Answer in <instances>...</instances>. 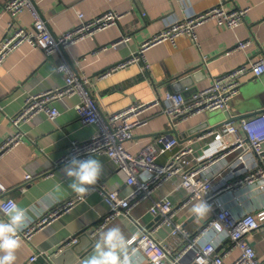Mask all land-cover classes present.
Returning a JSON list of instances; mask_svg holds the SVG:
<instances>
[{"label": "crops", "instance_id": "crops-1", "mask_svg": "<svg viewBox=\"0 0 264 264\" xmlns=\"http://www.w3.org/2000/svg\"><path fill=\"white\" fill-rule=\"evenodd\" d=\"M8 0H0V41L20 26L31 30L33 18L29 11L23 12L16 21L4 10ZM39 9L50 30L61 36L80 23V15L94 19L103 13L114 11L123 17L117 25L98 33L93 39L81 41L65 51V59L75 73L90 78L89 89L98 104L102 116H109L127 106L151 102L163 98L167 93H181L189 100L210 87L213 78L222 76L235 68L251 65L262 55L264 46V0H37ZM223 4L229 10L248 8L249 13L243 25L235 30L220 26L216 21L208 22L196 30L197 41L183 35L175 43L163 42L149 48L144 60L101 78L103 74L126 62L137 54L141 46L152 37L177 21L194 14H200ZM13 26V27H12ZM12 27V28H11ZM123 36L130 38L113 47ZM251 40L245 51H234L239 41ZM204 58H208L204 61ZM62 63L60 55L47 56L45 52L23 44L12 53L0 67V144L19 129L13 119L23 110L29 97L63 88L64 74L57 71ZM145 65L148 71L143 70ZM81 102L79 95L63 98L54 103L59 116L51 119L41 112L20 126L22 143L8 152L0 160V182L8 189L2 199L12 198L21 207L29 210V228L44 214L66 202L76 194L68 187L71 182L63 173L66 164L58 165L67 154L73 142H84L95 136L97 125L85 126L79 120L76 106ZM264 111V75L257 78L252 73L242 78V87L223 111L200 114L172 129L168 117L160 108L148 111L143 118L148 124L136 129L135 137L126 143V149L134 155L153 144L163 134H173L181 142L194 138L200 130L219 128L224 123H238L243 118H251ZM241 118V119H240ZM203 144H197V154ZM172 153L159 157V163H166ZM101 161L104 173L99 182L108 190L127 196L133 190L125 179L116 173V164L108 156L93 155ZM220 168V166H218ZM218 167L211 168L212 175ZM258 170V168H256ZM149 175L142 172L141 180ZM27 176L32 179L26 180ZM234 180L231 172L223 179ZM224 181V180H223ZM215 183H222L217 178ZM181 180L174 179L157 190L152 198L144 200L131 212V218L120 216L97 231L101 219L107 215L108 206L98 192L79 201L74 209L59 217L53 223L37 231L30 240L21 239L15 264H79V257L72 249L87 247L96 242L100 232L118 226L130 239L145 230H156L160 219L153 217L149 209L153 202L170 197L178 208L188 198V193L180 187ZM193 202L178 211L174 221L197 234L207 224L210 214L196 218L191 208ZM222 207L230 208L236 215L254 214L262 224L251 240V245L260 261H264V181L243 186L223 195L219 199ZM0 220H7L0 211ZM139 222V225L135 223ZM89 229V236L81 235L78 244L65 247L67 242ZM89 233V232H88ZM170 229L159 228L154 237L167 240ZM212 241L218 244V252L231 246L230 240L215 231L207 233L199 242L205 246ZM61 249L62 252L58 253ZM70 251V252H69ZM69 252L68 254H66ZM66 254L62 256V254ZM55 254V259L52 256ZM233 250L225 259V264H233L240 256ZM39 255V259H30ZM141 264H151L143 251H139ZM77 256V257H76ZM190 254L187 259H191ZM155 264H172L161 261Z\"/></svg>", "mask_w": 264, "mask_h": 264}, {"label": "built area", "instance_id": "built-area-1", "mask_svg": "<svg viewBox=\"0 0 264 264\" xmlns=\"http://www.w3.org/2000/svg\"><path fill=\"white\" fill-rule=\"evenodd\" d=\"M4 10L13 21H16L23 12L29 11L34 22L31 30L20 26L0 41V67L12 53L27 43L34 49L45 52L47 56L53 54L61 56L62 63L57 71L65 75L66 84L63 88L28 98L23 110L12 120L19 131L9 135L0 144V160L22 143L23 134L20 131L22 123L41 112H45L53 120L59 116V111L54 107L57 100L79 95L81 102L76 106L79 120L85 126L97 125L99 131L87 141L73 142L58 165L67 164L73 156L86 159L89 156L104 154L115 162L116 173L133 187L132 192L123 197L118 192L108 191L100 182L94 186L92 192H98L109 209L107 215L101 219L97 231L120 216L131 218V212L135 207L144 200L152 198V195L164 184L179 178L180 187L188 193L186 201L176 208L170 197H165L153 202L149 209L150 215L160 219L155 229L169 228V238L159 241L154 237L156 230H145L138 221H135L141 228V234L131 238L130 247L143 251L151 264L161 261H169L172 264H225V259L233 250L241 252L233 264H264V261L258 259L250 243L262 226L257 217L252 213L236 215L230 208L219 204V199L223 195L237 188L264 181V111L251 118H243L238 123L229 121L219 128L204 130L186 142H181L179 137L173 134H163L137 155L131 154L126 149V143L135 137V130L148 124V119L143 116L150 110L160 108L168 117L171 128L176 129L179 124L200 114L228 109L242 87V78L249 73L257 78L264 75V46L261 48L262 55L256 62L213 78L210 87L189 100L181 93H167L163 98L132 104L106 117L102 116L98 104L91 95L90 78L72 70L65 59V51L117 25L123 16L109 11L87 20L80 15V23L77 26L61 36H55L43 18L37 0H8ZM249 10L248 8L229 10L221 4L177 21L146 41L135 56L109 70L101 78L140 63L144 60L146 51L155 45L163 42L175 43L183 35L192 37L196 42L197 28L208 22L216 21L220 26L235 30L244 24ZM128 41L130 38L123 36L113 44V47ZM251 44V40L239 41L234 51H245ZM207 59L204 58V61ZM257 68L261 69L259 73L256 72ZM143 70L148 71V66L145 65ZM208 139L212 140L206 142L201 153L197 154L195 146L203 144ZM166 153H172L171 158L164 164L159 163V157ZM215 167H218L215 173L207 174ZM142 172L151 175V179L141 180L139 176ZM227 172H231V178L234 180L223 179ZM217 178H222V183H215ZM30 179L31 176L26 177V180ZM7 192V187L0 182V208L10 200L15 201L12 198L1 200ZM203 199L211 207L209 213L211 216L199 233L193 234L183 224L175 223L174 219L178 211ZM79 201L81 199L76 195L53 208L39 218L35 225L19 232L20 239L30 240L37 231L71 212ZM2 214L4 215L3 212ZM211 231L230 240V248L220 253L216 241L200 247L198 244L201 239ZM77 242V238H74L67 242L65 247ZM190 254L192 258L187 259ZM39 257V255L33 256L30 262L37 261Z\"/></svg>", "mask_w": 264, "mask_h": 264}, {"label": "clouds", "instance_id": "clouds-1", "mask_svg": "<svg viewBox=\"0 0 264 264\" xmlns=\"http://www.w3.org/2000/svg\"><path fill=\"white\" fill-rule=\"evenodd\" d=\"M260 71V68L256 69L257 73ZM62 171L71 181L68 187L83 200L101 179L104 167L93 156L86 159L73 156ZM145 179L150 180L151 175ZM0 211L7 217V220H0V264H15L16 252L22 244L18 234L30 222L29 210L10 200ZM191 212L196 218H202L209 215L211 207L203 199L193 204ZM131 243L120 227L107 228L100 232L91 254L83 258L81 264H141L139 250L132 249Z\"/></svg>", "mask_w": 264, "mask_h": 264}, {"label": "water", "instance_id": "water-1", "mask_svg": "<svg viewBox=\"0 0 264 264\" xmlns=\"http://www.w3.org/2000/svg\"><path fill=\"white\" fill-rule=\"evenodd\" d=\"M241 119V118H240ZM203 130H200L198 133H196L195 135L197 136L199 133H201ZM89 232V233H88ZM93 233V230L90 231L89 229L85 230L82 232V234L78 235L76 238L78 240V238L80 237L81 238V235L83 236H87V234L90 236L91 234ZM78 244V243H77ZM94 244L95 242L93 241H90L89 245L87 247H83L82 249H78L77 246H75L72 251H75L77 256L79 257L80 261L77 260V262H79V264H81V261L83 258H85L86 256L90 255L92 250H93V247H94ZM70 252V251H69ZM69 252H67L66 254H68ZM65 253L62 254V256H65L66 255ZM76 256V257H77ZM52 258L55 259V254L52 256ZM56 260V259H55Z\"/></svg>", "mask_w": 264, "mask_h": 264}]
</instances>
